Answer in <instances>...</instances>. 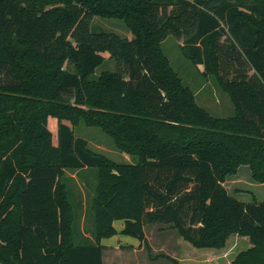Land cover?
Instances as JSON below:
<instances>
[{"label":"trees","instance_id":"1","mask_svg":"<svg viewBox=\"0 0 264 264\" xmlns=\"http://www.w3.org/2000/svg\"><path fill=\"white\" fill-rule=\"evenodd\" d=\"M95 16L124 20L133 37L94 31ZM169 35L228 93L233 115L198 103L164 52ZM105 53L116 69L97 74ZM2 72L0 262L104 264L101 240L123 220L120 233L146 245V225H170L209 249L186 243L199 259L242 237L227 264H264V202L224 184L242 165L264 183V0H0ZM80 123L135 161L93 151ZM67 169L97 173L90 235Z\"/></svg>","mask_w":264,"mask_h":264},{"label":"rangeland","instance_id":"2","mask_svg":"<svg viewBox=\"0 0 264 264\" xmlns=\"http://www.w3.org/2000/svg\"><path fill=\"white\" fill-rule=\"evenodd\" d=\"M91 27L94 31L113 32L126 38H132L133 33L127 27L122 19L105 18L95 16L91 21ZM182 39L169 35L163 41V49L169 57L172 66L183 78L185 84L189 85L196 94V99L200 105L205 107L215 116H230L235 112L234 104L225 91L219 86L214 76L203 75L204 66L195 65L187 58L181 48ZM106 60L101 64L96 73L99 74L106 69L115 70L116 61L110 59L108 53H105ZM5 78V74L0 73V80ZM70 123L69 120L65 121ZM59 120L55 116L48 118V128L52 132L53 141L58 142ZM75 128V134L88 140L89 147L98 153L104 154L117 162H133L134 158L116 147L114 139L100 127L88 126L80 123ZM65 174L72 177L70 185L74 192V197L82 202L78 207L80 219V230L90 235L91 218L87 214L92 198L96 192L97 173L91 170L65 171ZM231 195L244 202H253L257 200L264 202V183L255 181L252 178L251 170L248 165H242L236 175L231 176L224 183ZM123 220H117L115 226L122 227ZM147 238L145 242L139 239L118 233L117 236L106 238L105 242L110 244L105 251V264H175L172 260L162 256L163 254L171 256L183 262L197 264H227L234 254L247 245V241L238 237L234 242L229 243L221 254L206 255L204 259L196 257L193 250L199 254L209 253V249H200L193 247L187 241L179 240L175 229L170 225L163 223H152L145 226ZM193 249L187 245V244ZM240 246V247H238ZM196 257V258H194ZM0 264H3L0 262Z\"/></svg>","mask_w":264,"mask_h":264},{"label":"crops","instance_id":"3","mask_svg":"<svg viewBox=\"0 0 264 264\" xmlns=\"http://www.w3.org/2000/svg\"><path fill=\"white\" fill-rule=\"evenodd\" d=\"M116 222V221H115ZM115 222H114V226H115ZM116 227V226H115ZM123 227H124V224L122 225V227H119V228H117L116 227V229L118 230V233L123 229ZM117 233V234H118ZM117 234L116 235H114V236H117ZM109 238H111V237H109ZM105 239L106 238H103L102 240H101V243L105 246V249H104V251H103V262H104V260H105V251L107 250V247L110 245V244H108V243H106L105 242ZM140 241V240H139ZM2 263V262H1ZM4 264V263H3ZM105 264V263H104Z\"/></svg>","mask_w":264,"mask_h":264}]
</instances>
